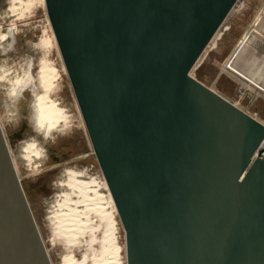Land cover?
I'll use <instances>...</instances> for the list:
<instances>
[{
  "label": "water",
  "instance_id": "95a60500",
  "mask_svg": "<svg viewBox=\"0 0 264 264\" xmlns=\"http://www.w3.org/2000/svg\"><path fill=\"white\" fill-rule=\"evenodd\" d=\"M237 0H44L94 154L21 182L0 126V264H264V124L190 75Z\"/></svg>",
  "mask_w": 264,
  "mask_h": 264
},
{
  "label": "rangeland",
  "instance_id": "374dc122",
  "mask_svg": "<svg viewBox=\"0 0 264 264\" xmlns=\"http://www.w3.org/2000/svg\"><path fill=\"white\" fill-rule=\"evenodd\" d=\"M47 19L39 0H0V35L7 36L0 39V48L4 46L0 50V118L23 190L49 168L94 154L59 50L45 43ZM28 74H34L32 79L42 86L44 98L70 111L73 123L52 138L39 156L31 158L24 148L22 161L17 153L29 142L25 137L28 107L36 88L32 79L27 80ZM190 75L264 124V0L235 2Z\"/></svg>",
  "mask_w": 264,
  "mask_h": 264
},
{
  "label": "bare ground",
  "instance_id": "6f19581e",
  "mask_svg": "<svg viewBox=\"0 0 264 264\" xmlns=\"http://www.w3.org/2000/svg\"><path fill=\"white\" fill-rule=\"evenodd\" d=\"M39 2L44 7V5H45L44 0H39ZM47 22H48L49 34H48V38L45 39V43L50 42V44H53V46L58 51V47H57V44H56V41H55V38L53 35V31L51 29V26H50L48 19H47ZM2 37H4V35H0V39H2ZM6 38H7V36H6ZM2 42H4V41L2 40ZM5 42H6V40H5ZM3 47H1V48L3 49ZM5 47H6V45H5ZM1 48H0V50H1ZM2 52H3V50H2ZM36 71H37V68H36ZM63 71L66 74V70H65L64 66H63ZM27 72H29V69L27 70ZM29 74L25 75L27 80L32 79V78L35 79V76H33L35 73L33 75H29ZM55 76L57 77L56 71H55ZM34 79H32L33 80L32 86L36 87V88H33L32 98L30 97L31 101H30V104L28 107V121H27V125H26V129H27L26 133L27 134L25 136V137L29 138V142H26V145L24 144L23 146H20V147H22V149L18 148V153H17L18 157H20V159H22V161H23V156H25V153H23L24 148L28 149V152L30 154H32L30 156L31 158L39 156L42 153V151H45L44 149L47 148L49 141L52 138H54L57 135H62L64 132H66V130L71 128L72 123H73L71 121L72 118L70 115L71 114L70 111H68L63 105H59L57 102H54L47 97L44 98L42 86H38L34 82ZM41 80H43V77L41 78ZM30 82H31V80H30ZM11 89H13V88H11ZM16 93H17V91H16ZM15 96L17 97L16 94H15ZM74 103H75V101H74ZM76 104L77 103H75L76 111L78 112L79 118H81L80 117L81 114L79 113V110H78L79 108L77 107L78 105H76ZM235 105L237 106V104H235ZM0 126H1V129L3 132V135L6 139L5 131H4V127H3L4 125H2V123H1V118H0ZM6 142H7V139H6ZM7 146H8V144H7ZM8 149H9V147H8ZM9 152H10V155H11L14 167H15V171L17 173L19 180H20L18 170H17L18 167L16 166L15 157L11 153L10 150H9Z\"/></svg>",
  "mask_w": 264,
  "mask_h": 264
}]
</instances>
